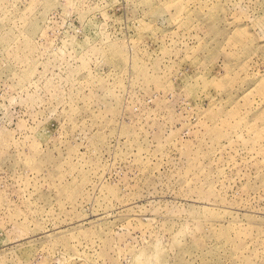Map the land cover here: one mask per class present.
I'll use <instances>...</instances> for the list:
<instances>
[{"label":"rangeland","instance_id":"374dc122","mask_svg":"<svg viewBox=\"0 0 264 264\" xmlns=\"http://www.w3.org/2000/svg\"><path fill=\"white\" fill-rule=\"evenodd\" d=\"M0 264H264V0H0Z\"/></svg>","mask_w":264,"mask_h":264}]
</instances>
